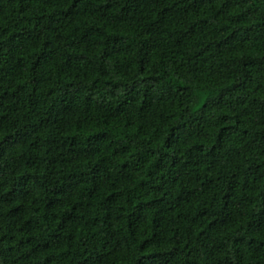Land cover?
<instances>
[{"label": "trees", "instance_id": "trees-1", "mask_svg": "<svg viewBox=\"0 0 264 264\" xmlns=\"http://www.w3.org/2000/svg\"><path fill=\"white\" fill-rule=\"evenodd\" d=\"M0 264H264V0H0Z\"/></svg>", "mask_w": 264, "mask_h": 264}]
</instances>
